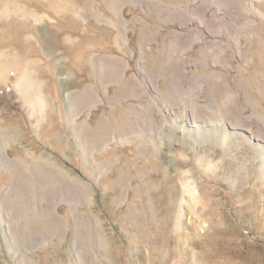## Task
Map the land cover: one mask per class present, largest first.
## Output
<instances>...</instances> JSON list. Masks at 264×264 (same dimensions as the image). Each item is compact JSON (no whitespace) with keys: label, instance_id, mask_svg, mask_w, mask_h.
<instances>
[{"label":"rangeland","instance_id":"obj_1","mask_svg":"<svg viewBox=\"0 0 264 264\" xmlns=\"http://www.w3.org/2000/svg\"><path fill=\"white\" fill-rule=\"evenodd\" d=\"M0 264H264V0H0Z\"/></svg>","mask_w":264,"mask_h":264},{"label":"bare ground","instance_id":"obj_2","mask_svg":"<svg viewBox=\"0 0 264 264\" xmlns=\"http://www.w3.org/2000/svg\"><path fill=\"white\" fill-rule=\"evenodd\" d=\"M8 6V5H7ZM3 10H6V12L5 13H8L9 12V8H5V9H3ZM63 10H68V11H73V10H71L70 9V7H67V8H65V9H63ZM18 12H19V14L21 15V16H23V17H28V18H30V17H33V20L35 21V22H40V21H42V19H41V17H38L37 16V13H35L34 11H28L27 9H25V8H20L19 7V10H17ZM35 29H34V31H32V34H35ZM31 34V36L32 37H34L33 35ZM191 193V192H190ZM192 195V194H191ZM193 196V195H192ZM193 198H194V196H193Z\"/></svg>","mask_w":264,"mask_h":264}]
</instances>
